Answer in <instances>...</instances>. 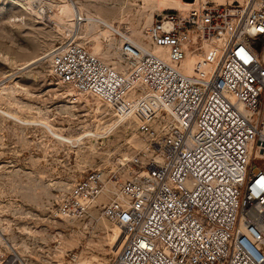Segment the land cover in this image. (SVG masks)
<instances>
[{"label":"built area","instance_id":"2783aa9c","mask_svg":"<svg viewBox=\"0 0 264 264\" xmlns=\"http://www.w3.org/2000/svg\"><path fill=\"white\" fill-rule=\"evenodd\" d=\"M193 2L157 15L146 31L148 44L124 27L92 20L110 33L125 74L72 36L48 62L55 86L142 118L136 127L145 150L123 157L118 171H88L44 206L48 227L98 208L122 236L110 264H264V0H247L243 7ZM84 21L75 18L78 25ZM213 35L225 44L210 74H186L181 62L187 47ZM137 83L148 97L131 96ZM68 97L66 102H76ZM34 127L53 138L48 126ZM126 167L131 170L122 176L119 170ZM17 201L14 196V219L30 218ZM23 234L14 245L0 242V264H37L42 253L49 263L62 264L68 255L60 233L53 234V243L37 231Z\"/></svg>","mask_w":264,"mask_h":264},{"label":"rangeland","instance_id":"374dc122","mask_svg":"<svg viewBox=\"0 0 264 264\" xmlns=\"http://www.w3.org/2000/svg\"><path fill=\"white\" fill-rule=\"evenodd\" d=\"M31 1L36 9L30 8L29 12L25 13L9 0H0V79L7 76V79L12 78L21 86L10 94L11 97L8 95L6 98H0V109L5 111L10 106V109L14 110L15 97L19 105L26 103L34 107L30 111L26 108L20 110L22 115H37L36 109L39 107L42 114L45 112L44 115H48L50 120L53 118L57 127L67 128L65 132L74 135H79L89 128L98 129L114 120L120 111H110L109 106L96 97L55 86L51 82L47 60L42 59L28 68L19 70L24 60L38 55L40 57L47 49L50 51L49 49L63 43L70 29V25L57 16L47 18L46 14L42 20L36 14L39 8L42 11L44 9L42 7L46 6L47 9L50 3L65 4L64 0ZM68 1L82 6L84 12L82 15L88 13L94 17L101 16L110 23L126 28L135 39L144 43L148 42L146 31L158 18L157 15L173 10L170 7L174 6L173 3L166 6V2L162 4L148 2L144 5L143 0ZM219 1L220 3L233 1V5L242 7L246 3V0ZM13 16L22 18V21H13ZM73 25L74 21L71 28ZM221 38L213 35L192 40L190 46L194 51V57L206 62L208 59L205 55V41L212 39L213 46L216 47L214 60L211 61L213 66L220 54V48L217 47ZM80 40L77 39L80 44L91 47L86 41ZM105 49L109 51L108 58L111 59L106 64L113 67L112 62H117L116 65L121 70L124 64L119 52L106 46ZM101 59L106 61V58ZM207 69L209 73L211 68ZM201 70L197 68L196 72ZM197 73L192 75H198ZM67 93L68 98L74 99L75 103L66 102ZM137 93L140 92L136 91L135 94ZM82 102L87 103L89 107H84ZM261 105L264 108V91L261 95ZM141 120V116L138 115L117 128L108 139L85 138L73 147L62 143L53 146V141L47 140L41 129L7 120L0 113V224L4 227L3 240L14 245L16 235L24 237L23 233L31 230L32 233H28L29 235L37 231L40 235L43 234L45 242L53 243L51 242L54 240L53 234L57 232L62 234L63 247L68 251L62 264H89L90 261V264H110L121 244L122 236L115 225L100 216L98 208L95 207L92 214L83 219L56 221L48 227L49 223L44 219V206L48 199L57 192L67 189L88 171L95 168H104L105 173L118 171L124 155L131 157L143 151L144 148L141 147L146 142L136 127V123ZM254 164L262 166L263 162L256 160ZM126 168L124 172L119 170L122 176H127V170L131 169ZM14 196L18 198L17 202L21 203L30 218L14 219ZM105 198V195L100 197ZM14 226L21 230L20 233ZM37 264L53 263H49L45 253H42Z\"/></svg>","mask_w":264,"mask_h":264},{"label":"bare ground","instance_id":"6f19581e","mask_svg":"<svg viewBox=\"0 0 264 264\" xmlns=\"http://www.w3.org/2000/svg\"><path fill=\"white\" fill-rule=\"evenodd\" d=\"M9 1L13 5L15 4L18 8H20V10H22L25 13H28L30 8L36 9L35 5L32 3L31 0H9ZM64 2H65V4L50 3L47 5L48 6L47 9H46V6L42 7V8H44L42 11L40 10L41 8H39L38 12L39 11L40 12L38 13L36 11L37 17L42 19V20L46 14H47V18H49V16H57V18L59 17L61 21H65L67 24L70 25V29L68 31L67 38L69 36H72L71 39L73 38L74 42L77 44H80L77 41V39H81L80 41H82V40L86 41V43H88L91 46L90 51L94 55L101 57V58H106V61H104L105 63L107 61H111V59L108 58L109 57V51L107 49H105V46L109 47V48H113L115 50V52H116V50H117V52H119V51H118L117 47L115 46L114 41H113L110 33L108 32V30L98 28V26L96 24H94L92 21L93 19H96V18L101 19V20H105V18H103L101 16L94 17V15L88 14V13H85V15H82V14H84L82 6H80L79 4L75 5L74 3H70L68 0H64ZM148 2H158L160 4L166 2L165 3L166 6L173 3L174 6H171L170 8H173L176 10L188 9L192 4V2H187L184 0H179V1H176V0H166V1L165 0H143L144 5ZM197 2H198V0H195L193 3L196 5ZM246 2H247V0H246ZM48 13H50V14H48ZM36 14H34L35 18H36ZM77 15H80L83 19H85V21L83 23H81L80 25H78L75 22V18L77 17ZM12 18H13V21H15V22L22 21V18H18L16 16H13ZM72 21H74L73 26L75 27V29H74V27L71 28L72 27ZM90 31H92L93 33H96V34H92ZM139 36H141V35H139ZM145 36L148 39V36L147 35H145ZM147 44H148V42H147ZM224 44H225V41L224 40L222 41V38H221V40H219V46L217 47V48H220V53L223 49ZM204 48H205V55L208 59L206 62H202L201 60L196 59L194 57V51H193L192 47L191 46L187 47L186 56L181 62V68L186 74H188V75L195 74V73H197L196 69L198 68V69H202V70L197 73L198 75H194V76L207 77L209 75V73L211 72V70L214 66V65L213 66L211 65V61L214 57V54L216 53V47L213 46V40L212 39L206 40ZM56 49L57 48H55V47L49 49L50 51H48V49H47L43 53V55H41L40 57L38 55V57H33L32 59H29L26 61L24 60V62L21 63L20 67L18 66L19 70L28 68L32 64L37 63L42 59H45V60H47V62H49L51 55L56 51ZM153 51L155 53H164L165 49L162 47H154ZM112 64H113V67L112 66H110V67L112 68V70L114 72L124 73V74L126 73L125 67H123L121 70H119V66L116 65L117 62H112ZM208 67L211 68L209 73H208V69H207ZM50 84H51V82H50ZM16 88H19V89L21 88V86L18 84V82L17 81L14 82L12 78L7 79V76H4L2 79H0V98L8 97V95L17 91ZM22 88H23V86H22ZM23 90L25 92V89H23ZM71 90H73V89H71ZM138 90H141L142 92H140V93L142 95H144L145 97L149 96V92L147 90H145V88L139 83H137L133 87L132 92H131V96H133V95L136 96L135 92L136 91L139 92ZM76 93H79V92L76 91ZM86 96H89V95H86ZM10 97H11V95H10ZM93 97H96L97 99L102 101L97 96H93ZM9 99H11V98H9ZM12 100H13V98H12ZM13 102H14V106H16V108H14V110L10 109V106H9V108L5 111L0 109V113L6 117H9V119H11L13 121H17L18 123L23 124V125H27L29 127L37 126V125H39L41 127L43 125L48 126L52 130L51 132H52L53 138H51V139L53 141V146L57 145L58 143H62L65 145L67 144V145H71L73 147H76L77 146L76 144H80V142L83 141V139H85V138L86 139L97 138V139H104V140L108 139L109 136L111 135V133H113L117 128L124 125L125 123H128L129 121H131V119H134L135 117L140 115L137 111H135L131 114H128V115L119 112L117 117L114 120H112L111 122L99 127L98 129L89 128V130H85L84 132L80 133L79 135H76V134L74 135L72 133H69L68 131L65 132V130H68L67 128L63 129V128L57 127L55 124H53L52 121L49 119L48 115H44L45 112L43 114L41 113V109L39 107L36 109L37 115H31L30 114V115L25 116V115H22L19 111L23 110L24 108H26L28 111H30V110L34 109V107L29 105V104H26V103L24 105H19L18 101L15 97H14ZM8 104H10V102ZM46 112H48V111H46ZM54 138L57 140H55ZM47 140L50 141V139H48V138H47ZM141 148H144V150H145L146 144H143ZM128 158H131V157L124 155V159H128ZM143 172H145V170ZM0 226H1V224H0ZM115 227L120 232V229L117 226H115ZM27 233L31 234L32 231L28 230ZM3 239L4 238L1 237L0 242L3 243V241H4ZM89 257H90V255H89ZM90 263H91V261L89 262V264Z\"/></svg>","mask_w":264,"mask_h":264},{"label":"water","instance_id":"95a60500","mask_svg":"<svg viewBox=\"0 0 264 264\" xmlns=\"http://www.w3.org/2000/svg\"><path fill=\"white\" fill-rule=\"evenodd\" d=\"M184 1H187V2H193L194 0H184Z\"/></svg>","mask_w":264,"mask_h":264},{"label":"snow or ice","instance_id":"6c2138e0","mask_svg":"<svg viewBox=\"0 0 264 264\" xmlns=\"http://www.w3.org/2000/svg\"><path fill=\"white\" fill-rule=\"evenodd\" d=\"M261 187H264V182H261Z\"/></svg>","mask_w":264,"mask_h":264}]
</instances>
